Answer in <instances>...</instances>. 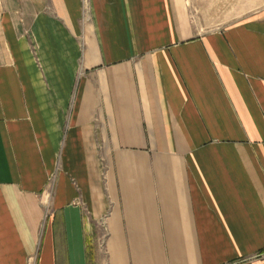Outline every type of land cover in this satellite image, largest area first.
I'll return each mask as SVG.
<instances>
[{
	"label": "crops",
	"instance_id": "0c3cea01",
	"mask_svg": "<svg viewBox=\"0 0 264 264\" xmlns=\"http://www.w3.org/2000/svg\"><path fill=\"white\" fill-rule=\"evenodd\" d=\"M0 264H264V0H0Z\"/></svg>",
	"mask_w": 264,
	"mask_h": 264
}]
</instances>
